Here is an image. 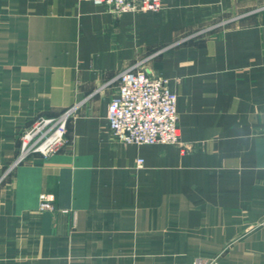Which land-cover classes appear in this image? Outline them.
<instances>
[{"label":"crops","instance_id":"obj_1","mask_svg":"<svg viewBox=\"0 0 264 264\" xmlns=\"http://www.w3.org/2000/svg\"><path fill=\"white\" fill-rule=\"evenodd\" d=\"M143 60L178 97L180 146L125 145L109 128L115 78ZM73 107L69 145L10 171L21 133ZM215 257L264 264V0L119 16L93 0H0V264Z\"/></svg>","mask_w":264,"mask_h":264},{"label":"built area","instance_id":"obj_2","mask_svg":"<svg viewBox=\"0 0 264 264\" xmlns=\"http://www.w3.org/2000/svg\"><path fill=\"white\" fill-rule=\"evenodd\" d=\"M93 1L98 6L110 9L116 16L135 12H157L163 8V0ZM226 23L205 28L189 38L206 34ZM164 50L166 49L157 54ZM145 63L146 60L138 62L121 71L115 78L118 89L108 105L109 128L117 140L125 145L180 146L182 136L179 128L178 97L171 90L169 80L144 69ZM75 109L76 107L67 109L57 117H40L25 129L20 135L19 156L10 171L31 156L48 159L61 153L69 145L68 125ZM185 150L189 148L185 147ZM137 163L141 166L143 160L140 159ZM39 210L54 212V196L41 194ZM218 259L219 257L199 258L191 264H218Z\"/></svg>","mask_w":264,"mask_h":264},{"label":"rangeland","instance_id":"obj_3","mask_svg":"<svg viewBox=\"0 0 264 264\" xmlns=\"http://www.w3.org/2000/svg\"><path fill=\"white\" fill-rule=\"evenodd\" d=\"M216 25H217V24H216ZM190 37H191V36H190ZM187 38H189V35H188V37H187L186 35H184L182 38L179 39V41L184 40V39H187ZM164 47H166V46H164Z\"/></svg>","mask_w":264,"mask_h":264},{"label":"trees","instance_id":"obj_4","mask_svg":"<svg viewBox=\"0 0 264 264\" xmlns=\"http://www.w3.org/2000/svg\"><path fill=\"white\" fill-rule=\"evenodd\" d=\"M68 130H69V125H68Z\"/></svg>","mask_w":264,"mask_h":264}]
</instances>
